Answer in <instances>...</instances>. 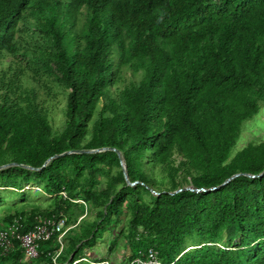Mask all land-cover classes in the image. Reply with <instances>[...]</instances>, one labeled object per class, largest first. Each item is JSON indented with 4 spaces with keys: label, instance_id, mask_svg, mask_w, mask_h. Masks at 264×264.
<instances>
[{
    "label": "trees",
    "instance_id": "trees-1",
    "mask_svg": "<svg viewBox=\"0 0 264 264\" xmlns=\"http://www.w3.org/2000/svg\"><path fill=\"white\" fill-rule=\"evenodd\" d=\"M263 105L264 0H0V230L66 216L58 264L103 262L110 231L125 264H264V139L234 152ZM106 147L131 184L113 150L44 167Z\"/></svg>",
    "mask_w": 264,
    "mask_h": 264
},
{
    "label": "built area",
    "instance_id": "built-area-1",
    "mask_svg": "<svg viewBox=\"0 0 264 264\" xmlns=\"http://www.w3.org/2000/svg\"><path fill=\"white\" fill-rule=\"evenodd\" d=\"M35 190H40L36 187ZM66 196V195H65ZM84 202V201H81ZM68 218L61 217H39L37 223L26 233H21L23 224L20 219L7 228L0 230V250L4 255L9 254L15 249V241L21 242L22 249L30 259H38L40 257V248L42 243L52 239L54 235H58L57 242L60 249L53 256L54 264H58L57 259L64 248V238L66 233L73 228L67 225ZM96 264H111L110 261H103ZM132 264H163L157 250L150 249L146 258H138Z\"/></svg>",
    "mask_w": 264,
    "mask_h": 264
},
{
    "label": "rangeland",
    "instance_id": "rangeland-1",
    "mask_svg": "<svg viewBox=\"0 0 264 264\" xmlns=\"http://www.w3.org/2000/svg\"><path fill=\"white\" fill-rule=\"evenodd\" d=\"M67 104L66 96H60L56 101L49 102L50 118L53 127L56 131H62L65 124V109ZM264 139V105L261 112L252 120L245 123L241 138L238 141L237 146L234 148L236 153L238 150L244 148L249 143H258ZM42 207H46L47 202L45 200L39 203ZM116 234L119 233V228H115L113 231ZM115 236L113 233L106 232L105 235L98 240L97 245L88 250L93 258H98L103 261H110L111 264H125L128 263L129 257L132 255L131 246L120 243V246L110 252L112 242ZM65 242V241H64ZM94 260V259H93ZM93 262L92 264H95Z\"/></svg>",
    "mask_w": 264,
    "mask_h": 264
},
{
    "label": "water",
    "instance_id": "water-1",
    "mask_svg": "<svg viewBox=\"0 0 264 264\" xmlns=\"http://www.w3.org/2000/svg\"><path fill=\"white\" fill-rule=\"evenodd\" d=\"M107 150H113V151H116V152L119 154V156H120V160H121V164H122V167H123V170H124V173H125V177H126L127 181L130 183V181H129V179H128L127 166H126V162H125V158H124L123 154H122L119 150H117V149H115V148H110V147H109V148L106 147V148H102V149H98V150H77V151H69V152L63 153V154H61V155H56V156H54L53 158L49 159V160L46 162V164L44 165V167H45L46 165H48L49 162H50L52 159L57 158V157H59V156H64V155H68V154H72V153H91V152H95V153H97V152H102V151H107ZM12 165H15V164H9V165H3V166H0V170L5 169V168H7V167H10V166H12ZM25 167L30 168V169H35V168H33V167H30V166H25ZM37 170H40V169H37ZM240 175H241V174H236V175L232 176L231 178H229V179L224 183V185L227 184V183H229L231 180H233L234 178H236V177H238V176H240ZM130 184H131V183H130ZM133 184H134V183H132V185H133ZM186 189H190V190H193V191H202V190H206V189H194L193 187H187ZM215 189H216V188H215Z\"/></svg>",
    "mask_w": 264,
    "mask_h": 264
}]
</instances>
